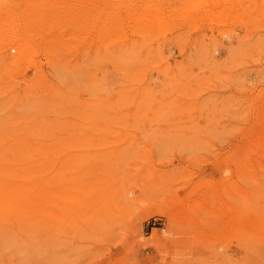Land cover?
Instances as JSON below:
<instances>
[{"label": "rangeland", "instance_id": "obj_1", "mask_svg": "<svg viewBox=\"0 0 264 264\" xmlns=\"http://www.w3.org/2000/svg\"><path fill=\"white\" fill-rule=\"evenodd\" d=\"M33 1L0 0V12L24 15ZM163 1L167 13L153 26H127L142 46L141 64L125 74L104 58L108 46H90L91 22L69 19L65 36L80 30L57 65L40 48L1 78L0 138H61L63 192L86 185L61 192L60 241H24L3 217L0 264H264V0ZM16 52L8 46L0 59ZM99 94L126 95L109 114L121 122L92 126ZM103 188L121 194L122 221L72 230L91 211L90 190Z\"/></svg>", "mask_w": 264, "mask_h": 264}, {"label": "bare ground", "instance_id": "obj_2", "mask_svg": "<svg viewBox=\"0 0 264 264\" xmlns=\"http://www.w3.org/2000/svg\"><path fill=\"white\" fill-rule=\"evenodd\" d=\"M163 4V0L157 6L150 4V0H115V3L113 0H94V3L87 8L86 3L81 6L78 0H38L29 5L30 8L24 15L16 14L6 8L0 12V50L1 54H4L7 47L13 45L17 52L15 56L9 58L1 57L0 80L16 73L23 63H30L36 49L42 48L46 51L45 63L48 67L57 65L60 61L55 58L63 54L64 47L67 53L72 50L74 45L71 42L75 39V31L80 30L73 28L75 30L66 37L64 34L66 28L62 23L67 25L69 19H72L76 26L80 25L83 28L87 22H91L89 25L93 30L91 33L93 38L90 46L96 48V53L102 51L100 48L108 46L107 51L105 48L102 51L104 58L108 59L119 73L125 74L132 70L131 66L141 64L138 49L142 46L140 40L127 38V26L133 23L153 26L167 13ZM204 5L201 3L197 11ZM211 17L219 19L218 14H212ZM45 39H48V42ZM82 40L85 45L86 40L83 38ZM34 70L39 79L41 62H34ZM135 70L136 68L132 71L134 74H136ZM35 86L42 90V94L47 89L39 80L35 82ZM99 95L89 114V119L94 120L92 126L103 129L109 121L121 122L116 115L109 116V114L114 107H119V102L126 95L123 97L119 94L116 99L110 101H106L103 94ZM146 96L149 98L150 93H146ZM55 98L56 101L60 99L59 96ZM62 106H65L64 103ZM154 110L157 116L162 115L159 109ZM259 125L260 129L264 126L262 120ZM0 132L3 133V130L0 129ZM71 141L80 143L83 138L77 137ZM73 142L69 141L71 144H74ZM80 157L85 160L91 158L88 155H77L76 158ZM95 159L99 161L101 157L95 156ZM67 165L71 164L68 162ZM78 169L75 167V170ZM84 183L83 180H76V183L67 186L63 192L61 138L50 140L29 137L0 138V221L3 217H7L13 232L22 240L26 241L35 236L42 240H52L54 237L60 241L61 195L73 190L80 193L78 187L84 189L86 185ZM114 186L115 184L113 188H116ZM94 192L93 189L89 192L91 195L89 204L92 208L86 214L85 220L73 222L75 225L72 230L76 229L75 231L81 234L89 231L93 234L104 229L108 231V227L112 224L122 221L125 209L118 201L121 194L106 191L104 188L98 192V196ZM158 212L163 214L161 211ZM3 224L0 223V228H5Z\"/></svg>", "mask_w": 264, "mask_h": 264}]
</instances>
